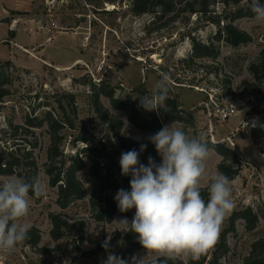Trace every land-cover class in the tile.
<instances>
[{
    "label": "rangeland",
    "instance_id": "rangeland-1",
    "mask_svg": "<svg viewBox=\"0 0 264 264\" xmlns=\"http://www.w3.org/2000/svg\"><path fill=\"white\" fill-rule=\"evenodd\" d=\"M192 1L181 0L167 14L157 8V13L136 15L133 0H0V63H11L3 71L9 77L5 85L9 94L0 99V155L17 147L32 151L43 193L39 201L29 195V211L22 222L40 231L38 247L48 249L40 252L21 243L11 253H0V264H103L107 252L102 244L106 240L109 250L121 255L124 242H115L113 237L127 233L117 222L124 217L117 213L111 223L94 218L88 169L79 174L86 197L62 209L58 189L51 187L45 172L51 143L49 127L31 128V133L21 127H27V116L44 118L49 110L62 118L63 103L74 123V128L63 131L66 155L87 146L76 141L81 136L102 140L111 150L116 140L95 112L93 86L105 83L115 88L117 98L125 101L131 97L139 104V98L151 95L154 83L165 74L170 96L191 117L185 116L183 122L166 121L161 113L166 105L153 112L160 116L162 127L173 124L190 138L211 146L204 162L208 179L201 180V188L209 185L223 160L212 146L231 147L240 161L239 175L230 181L235 206L223 221L211 251L231 214L250 207L259 216L257 228L249 232L244 220L237 221L223 258L225 264H244L253 242L264 236V76L260 81L250 69L264 51V22L255 17H233L238 7L251 6L246 0H240L238 6L234 0H228L229 4L216 0L208 15L181 11ZM230 23L246 32L251 41L234 46L217 40L216 33L222 30L224 34ZM194 42H212L218 54L191 62ZM69 95L74 97L75 113L68 104ZM101 102L124 122L122 136L149 141L148 137L155 134L134 127L127 113L116 110L108 98L101 96ZM220 104L234 106L236 114L222 121L214 115ZM15 127H19L18 133ZM87 162L90 167L92 162ZM13 178H18L16 173L0 175V185ZM57 214L74 225L85 223L83 239L72 230L54 240L51 216ZM134 214L127 219L131 221ZM145 254L144 249L134 253ZM152 256L148 255L149 261ZM173 260L179 264L197 261L191 257Z\"/></svg>",
    "mask_w": 264,
    "mask_h": 264
},
{
    "label": "trees",
    "instance_id": "trees-1",
    "mask_svg": "<svg viewBox=\"0 0 264 264\" xmlns=\"http://www.w3.org/2000/svg\"><path fill=\"white\" fill-rule=\"evenodd\" d=\"M216 0H193L185 3L183 12L200 13L208 15L211 13L210 6ZM234 5L238 6L240 0H234ZM249 5L246 9L238 7L235 11L234 18L240 17H255L252 11V0H246ZM181 0H133L132 11L136 15L146 13H157V8L162 14H167L174 11L176 4ZM264 4V0H260ZM224 4H229L228 0H224ZM226 32L220 30L216 33L217 40H226L227 43L237 46L242 43L251 41V37L244 31H240L233 24H228L225 27ZM218 54L214 48L213 43H193V54L191 62L194 58L212 57ZM11 66L10 61L2 64L0 63V99L9 94L5 85L9 83V77L3 71H7ZM254 76L261 81L264 76V51L261 52L259 62L252 64L250 67ZM116 90L109 85L102 83L93 86L92 101L97 116L102 119L107 125V129L112 133L116 140V144L111 150L102 140H89L83 136L78 137L76 141L86 143L87 146L81 148L75 154L66 155L62 150V142L65 139L63 131L65 129L74 128L72 117L63 103L60 105L62 110V118H58L49 110L45 112L44 118L28 117L26 118L27 127H21L28 133H31V128H41L44 124L49 127V135L51 139L50 146L47 152L48 161L45 163V172L49 176L51 187L58 189V204L62 209H66L72 202L86 197L87 189L79 178V174L88 169V182L92 187L91 206L94 210V218L101 222L111 223L114 217L119 213L124 218H130L135 209L121 213L117 207V202L114 197L117 191L121 188L130 191V176L121 175L120 156L122 152H127L132 149L139 151L141 144H146V150L140 154V162L147 165L148 158L151 156L154 161L159 164L161 162L160 156L157 154L155 146L149 141H138L128 137L122 136L121 132L124 127V122L110 114L105 109L101 102V96L109 99L111 105L116 110H122L127 113L128 121L137 129L144 132L157 133L162 128L160 116L153 111H145L138 107L131 97L122 101L115 96ZM68 104L72 107V113H75V100L73 95H69ZM167 109H162L161 113L166 121L183 122L186 117H191L190 112H185L179 109L178 101L175 97L168 94V99L165 102ZM17 132L19 127H15ZM18 133V132H17ZM20 146V145H19ZM210 149L211 146L207 144ZM22 147L10 148L11 150L4 151L0 155V175H11L16 173L18 178H23L25 181L31 182L33 179H38L39 169L32 159L31 150H22ZM216 152L223 158L218 165L219 172L228 176L232 181L239 175V164L237 154L234 149L225 145L212 146ZM23 151V153H22ZM108 157L107 164L104 160ZM91 161L90 167L88 162ZM207 187L201 188V195L207 202L209 193ZM29 195L35 200L39 201L42 195H36L29 192ZM53 222L52 236L54 240L58 241L64 231L77 230L80 238L83 239L85 223L74 225L69 223L60 214L51 216ZM239 220H244L247 231H254L259 224L258 214L250 207L234 211L228 219V225L221 231L219 242L215 249L211 248L200 259L191 264H225L223 262L224 256L229 251L228 236L236 232V223ZM124 242V249L120 255L121 258L131 264V258L138 250L143 249L137 240L134 233L128 231L125 235L115 234L113 240L116 242ZM41 241L40 231L36 227H32L28 233V239L22 243H26L34 250L46 252L48 249L40 248ZM21 244V243H20ZM211 252V258L208 256ZM159 264H179L178 261L169 258H158ZM244 264H264V236L256 239L251 247L249 255L245 258Z\"/></svg>",
    "mask_w": 264,
    "mask_h": 264
},
{
    "label": "clouds",
    "instance_id": "clouds-1",
    "mask_svg": "<svg viewBox=\"0 0 264 264\" xmlns=\"http://www.w3.org/2000/svg\"><path fill=\"white\" fill-rule=\"evenodd\" d=\"M252 11L258 22H264V4L252 0ZM170 91L168 76L157 80L151 95L139 98L138 107L145 111L159 110L165 105ZM161 158L157 164L150 156L147 165L140 162V154L147 145L122 152L121 175L130 176V191L119 189L114 197L121 213L135 209L131 221H117L136 235L145 250L143 256H133L131 264H159L158 257L169 259L205 254L216 243L225 218L234 209L230 180L222 172L210 177L207 202L201 195V180L205 175V161L209 157L206 143L190 138L173 124L163 126L148 137ZM43 193L38 179L31 182L13 178L0 185V253H11L28 239L30 226L22 222L29 211V192ZM110 239V238H109ZM103 264H128V261L109 250ZM153 254L151 261L148 255Z\"/></svg>",
    "mask_w": 264,
    "mask_h": 264
},
{
    "label": "built area",
    "instance_id": "built-area-1",
    "mask_svg": "<svg viewBox=\"0 0 264 264\" xmlns=\"http://www.w3.org/2000/svg\"><path fill=\"white\" fill-rule=\"evenodd\" d=\"M236 114V109L234 106L227 105H217L215 110V116L221 118L222 121L233 117Z\"/></svg>",
    "mask_w": 264,
    "mask_h": 264
}]
</instances>
